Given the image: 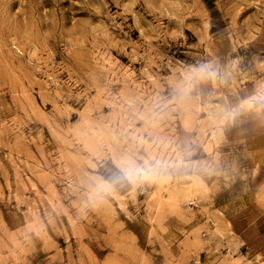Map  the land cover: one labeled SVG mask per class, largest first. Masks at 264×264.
<instances>
[{
  "label": "rangeland",
  "instance_id": "374dc122",
  "mask_svg": "<svg viewBox=\"0 0 264 264\" xmlns=\"http://www.w3.org/2000/svg\"><path fill=\"white\" fill-rule=\"evenodd\" d=\"M0 264H264V0H0Z\"/></svg>",
  "mask_w": 264,
  "mask_h": 264
},
{
  "label": "clouds",
  "instance_id": "9594fccd",
  "mask_svg": "<svg viewBox=\"0 0 264 264\" xmlns=\"http://www.w3.org/2000/svg\"><path fill=\"white\" fill-rule=\"evenodd\" d=\"M116 180L118 181L119 180V177H117Z\"/></svg>",
  "mask_w": 264,
  "mask_h": 264
}]
</instances>
